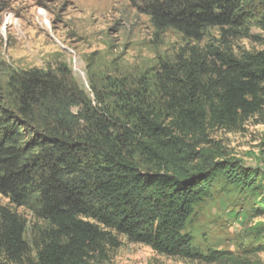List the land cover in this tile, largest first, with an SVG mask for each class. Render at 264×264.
Wrapping results in <instances>:
<instances>
[{
    "label": "trees",
    "instance_id": "trees-1",
    "mask_svg": "<svg viewBox=\"0 0 264 264\" xmlns=\"http://www.w3.org/2000/svg\"><path fill=\"white\" fill-rule=\"evenodd\" d=\"M137 8L156 33L199 43L216 29L222 46L181 49L151 84L116 83L109 99L94 92L91 101L63 64L8 75L0 195L14 210L0 207V264H106L120 237L190 263L264 264L255 257L263 247L202 254L185 233L215 180L262 190L256 170L202 145L211 128L264 118V50L237 54L230 45L252 28L264 32V0H139ZM262 205L264 197L256 213ZM20 208L34 217L30 242Z\"/></svg>",
    "mask_w": 264,
    "mask_h": 264
},
{
    "label": "rangeland",
    "instance_id": "rangeland-1",
    "mask_svg": "<svg viewBox=\"0 0 264 264\" xmlns=\"http://www.w3.org/2000/svg\"><path fill=\"white\" fill-rule=\"evenodd\" d=\"M138 5L139 0H0V87L11 73L63 64L91 101L94 92L109 99L116 83L151 84L160 64L173 61L181 49L222 46L216 29L199 43L173 31L156 33ZM230 45L237 54L264 50V32L252 28L248 37ZM206 139L203 147L246 171L256 170L262 190L251 192L215 180L209 197L186 224L192 249L244 256L249 249L264 248V213H256L264 197V118L250 117L235 128H211ZM0 207L12 208L1 195ZM16 211L28 223L25 240L30 242L34 217L27 208ZM120 243L106 264H196L159 255L124 237ZM255 257L263 261L264 252Z\"/></svg>",
    "mask_w": 264,
    "mask_h": 264
}]
</instances>
